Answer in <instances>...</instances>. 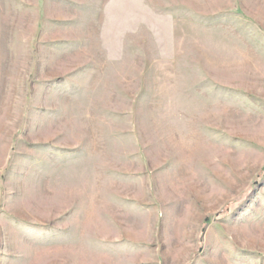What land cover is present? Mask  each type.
Here are the masks:
<instances>
[{"label": "rangeland", "instance_id": "1", "mask_svg": "<svg viewBox=\"0 0 264 264\" xmlns=\"http://www.w3.org/2000/svg\"><path fill=\"white\" fill-rule=\"evenodd\" d=\"M0 264H264V0H0Z\"/></svg>", "mask_w": 264, "mask_h": 264}, {"label": "bare ground", "instance_id": "2", "mask_svg": "<svg viewBox=\"0 0 264 264\" xmlns=\"http://www.w3.org/2000/svg\"><path fill=\"white\" fill-rule=\"evenodd\" d=\"M202 146H203V145H202ZM197 147H198V146H197ZM189 152H190V151H189ZM192 152H193V151H192ZM192 152H191V153H192ZM188 155H189V154H188ZM206 159H207V158H206Z\"/></svg>", "mask_w": 264, "mask_h": 264}]
</instances>
